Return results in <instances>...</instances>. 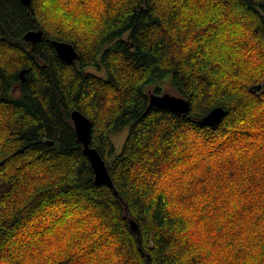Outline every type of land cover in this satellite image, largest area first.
I'll return each instance as SVG.
<instances>
[{"label": "trees", "instance_id": "16d2710c", "mask_svg": "<svg viewBox=\"0 0 264 264\" xmlns=\"http://www.w3.org/2000/svg\"><path fill=\"white\" fill-rule=\"evenodd\" d=\"M0 264H264V0H0Z\"/></svg>", "mask_w": 264, "mask_h": 264}, {"label": "water", "instance_id": "95a60500", "mask_svg": "<svg viewBox=\"0 0 264 264\" xmlns=\"http://www.w3.org/2000/svg\"><path fill=\"white\" fill-rule=\"evenodd\" d=\"M22 3L30 8L31 0H21ZM43 31H29L25 34L24 40L30 44L42 41ZM57 55L65 62L73 64L79 60V54L75 47L63 41H51ZM24 72H22L23 74ZM24 81V79H23ZM260 87H257L259 89ZM150 108L169 110L175 114L187 115L190 112V102L180 96L171 93L155 94L150 92ZM225 110L222 107L213 109L201 121L203 126H213L219 124L225 117ZM71 120L74 125L77 141L83 147L84 155L89 159L91 167L95 173V182L98 186L107 185L114 189L113 181L110 177L107 163L103 160L97 149L91 147L92 141V122L80 111L75 110L71 113ZM53 145L54 142H51ZM117 194V193H116ZM130 228L134 234L140 237V229L134 220H129Z\"/></svg>", "mask_w": 264, "mask_h": 264}, {"label": "rangeland", "instance_id": "374dc122", "mask_svg": "<svg viewBox=\"0 0 264 264\" xmlns=\"http://www.w3.org/2000/svg\"><path fill=\"white\" fill-rule=\"evenodd\" d=\"M90 71H92L93 73L97 74V72L95 70H93V69H91ZM161 87H162L163 93H165V92L173 93L168 88V86H163L162 85ZM156 88H157V85H151V86L148 87V91L151 92V93H154ZM126 136H127V132L118 133L117 135L114 136L113 140H114L115 144L117 145V151L118 152L121 151L122 144L124 143Z\"/></svg>", "mask_w": 264, "mask_h": 264}, {"label": "bare ground", "instance_id": "6f19581e", "mask_svg": "<svg viewBox=\"0 0 264 264\" xmlns=\"http://www.w3.org/2000/svg\"><path fill=\"white\" fill-rule=\"evenodd\" d=\"M39 6V5H38ZM7 72V71H6Z\"/></svg>", "mask_w": 264, "mask_h": 264}]
</instances>
